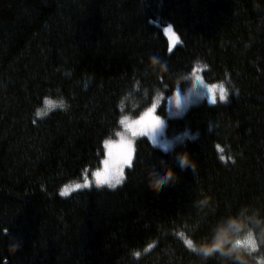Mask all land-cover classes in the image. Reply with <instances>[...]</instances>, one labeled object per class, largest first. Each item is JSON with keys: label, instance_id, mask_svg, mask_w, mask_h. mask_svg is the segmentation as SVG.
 <instances>
[{"label": "trees", "instance_id": "16d2710c", "mask_svg": "<svg viewBox=\"0 0 264 264\" xmlns=\"http://www.w3.org/2000/svg\"><path fill=\"white\" fill-rule=\"evenodd\" d=\"M199 64L227 101L169 115ZM156 98L165 136L194 138L163 151L137 137L120 185L61 196L99 167L122 116ZM45 100L64 105L37 117ZM181 152L195 170L180 167ZM161 161L178 177L166 186L152 178ZM261 217L264 0H0V264H233L203 249L247 223L264 256Z\"/></svg>", "mask_w": 264, "mask_h": 264}, {"label": "rangeland", "instance_id": "374dc122", "mask_svg": "<svg viewBox=\"0 0 264 264\" xmlns=\"http://www.w3.org/2000/svg\"><path fill=\"white\" fill-rule=\"evenodd\" d=\"M161 28L167 38L169 50H172L174 46L179 43V37L171 25H162ZM202 70L203 66L200 64L197 65L191 73L189 86L183 90H175L168 97L167 109L169 115H181L190 105L195 104L203 99L213 103L222 102L221 97L226 99L228 98L226 86L222 82L206 83L202 77ZM61 104L64 105L63 102H61ZM159 104L160 98H156L154 103L140 116L132 118L128 115H123L120 121V128L116 132L115 137L105 141V143L108 142L110 148L105 147L104 156L100 161L99 167L92 170L89 174H85L82 179L74 180L63 185L59 190V194L61 196H67L74 191L84 188L100 186L116 187L120 185L123 181L124 169L131 164L134 152V140L137 137L144 136L148 138L153 145L160 148L163 145H169L171 143L169 141H172L174 146L186 138L194 137V133L188 130L182 131L172 137L165 136V119L156 113ZM44 105V108L42 107L43 109H41V111L40 109L37 111V113H40V115H37L36 113L37 117H42L48 113L51 108L55 109L53 107H56L59 104H57L55 101L46 102L45 100ZM56 108H61V106ZM109 151H111L113 154L112 172L116 175V178L120 180V183H116L115 180H112L111 183L114 184V186H109L108 183L98 186L94 173L97 170L103 171L104 165L102 161L108 159ZM77 185H81V187L78 188ZM62 192L66 194L62 195ZM241 236L236 238V243L233 245V247L236 249L245 247L250 253L256 252V242L251 231H248L246 234H242ZM179 237L182 238L188 247H193L191 241L183 234H179Z\"/></svg>", "mask_w": 264, "mask_h": 264}, {"label": "clouds", "instance_id": "9594fccd", "mask_svg": "<svg viewBox=\"0 0 264 264\" xmlns=\"http://www.w3.org/2000/svg\"><path fill=\"white\" fill-rule=\"evenodd\" d=\"M153 61L156 63H160L159 59L155 56L151 58ZM223 102H226L227 99L224 98L222 99ZM194 138V137H193ZM171 142L169 145H163L161 146V149L163 151H168L169 147L172 149L173 147V142ZM177 159L179 162V165L181 168H186L191 166L193 170H195L198 165L196 161H194L191 158V155L189 152H181L177 155ZM153 182L155 184H161V185H168L169 183L175 182V180L178 178L177 173L173 168L168 166L165 162L161 161L158 170L156 173L152 176ZM240 221H238L239 223ZM260 223L264 225V217L260 218ZM249 230H254L251 228L250 225L247 223L244 224L243 227H241L240 231L244 235L246 234ZM255 231V230H254ZM256 232V231H255ZM257 233V232H256ZM260 234H264V231L258 232ZM218 234L213 235L212 240L213 244L212 246L206 247L203 249V254L204 255H210L213 253H218L220 256L229 258L233 261V264H264V256H254L252 253L248 252V250L245 247H241L239 249L240 255H236L235 253L228 252L226 248L224 247V244H227L228 247H231L236 243V238L237 234L232 231H228V235L232 237V240L224 242V244H221L220 247H216V245L220 242H218ZM242 237V236H241ZM21 244L20 241L17 240L16 238H10L9 243H8V251L9 253H15L16 251L19 250Z\"/></svg>", "mask_w": 264, "mask_h": 264}, {"label": "snow or ice", "instance_id": "6c2138e0", "mask_svg": "<svg viewBox=\"0 0 264 264\" xmlns=\"http://www.w3.org/2000/svg\"><path fill=\"white\" fill-rule=\"evenodd\" d=\"M221 99H224V97H221ZM63 106V104H61V107ZM37 115H40V113H37ZM105 147H109L110 145L108 144V142L105 143ZM112 152L109 151L108 153V159H105L102 161L103 165H104V169L103 171L101 170H97L94 173V176L96 178V183L97 185H101V184H105L108 183L109 186H114V184L111 183L112 180H115L116 183H120V180L118 178H116V175L112 172ZM77 187H81V185H77ZM62 195L66 194V193H61ZM5 234H7V230H5Z\"/></svg>", "mask_w": 264, "mask_h": 264}]
</instances>
